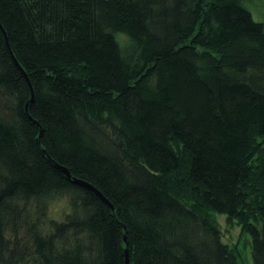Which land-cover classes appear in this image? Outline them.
Segmentation results:
<instances>
[{"label":"trees","instance_id":"obj_1","mask_svg":"<svg viewBox=\"0 0 264 264\" xmlns=\"http://www.w3.org/2000/svg\"><path fill=\"white\" fill-rule=\"evenodd\" d=\"M255 1L0 0V264H264Z\"/></svg>","mask_w":264,"mask_h":264},{"label":"rangeland","instance_id":"obj_2","mask_svg":"<svg viewBox=\"0 0 264 264\" xmlns=\"http://www.w3.org/2000/svg\"><path fill=\"white\" fill-rule=\"evenodd\" d=\"M256 21L264 22V0L255 1L251 6H248ZM217 220L221 224L224 232V241L233 247L239 248L244 264H253L251 255L250 237H241V229L237 224L229 225L224 215H217Z\"/></svg>","mask_w":264,"mask_h":264},{"label":"water","instance_id":"obj_3","mask_svg":"<svg viewBox=\"0 0 264 264\" xmlns=\"http://www.w3.org/2000/svg\"><path fill=\"white\" fill-rule=\"evenodd\" d=\"M0 26L2 27V25L0 24ZM3 29V27H2ZM5 35H6V32L5 30L3 29ZM6 41H7V45H8V48L10 49L11 53H12V50H11V46H10V43L8 41V38L6 36ZM13 54V53H12ZM15 58V57H14ZM16 63L18 64L19 68L22 70V72L24 73L25 77L27 78V81L30 85V88H31V91H32V100L34 98V91H33V87H32V84L27 76V74L25 73L24 69L20 66V64L18 63V61L15 59ZM31 100V101H32ZM28 105L27 104V109H28ZM43 130L41 131V134H42ZM40 142V140H39ZM44 154H46L48 156V153L46 150H44ZM49 160L52 162V164L57 168L59 169L60 171H62L73 183L75 184H78L80 186H83L87 189H89L90 191L94 192L100 199H102L109 207L112 211H115V208L113 206V204L110 202V200L108 198H106V196L97 188L95 187L94 185H92L91 183L87 182V181H84V180H81L79 178H76V177H73L70 170L59 164L58 162H56L54 159H52L51 157H49ZM125 241L127 243V237H125ZM126 264H130V257H129V252H128V249L126 250Z\"/></svg>","mask_w":264,"mask_h":264}]
</instances>
